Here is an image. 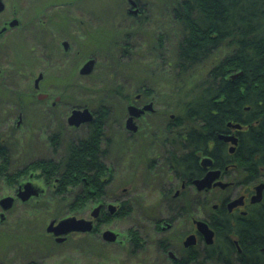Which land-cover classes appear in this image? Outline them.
Here are the masks:
<instances>
[{
	"label": "rangeland",
	"instance_id": "374dc122",
	"mask_svg": "<svg viewBox=\"0 0 264 264\" xmlns=\"http://www.w3.org/2000/svg\"><path fill=\"white\" fill-rule=\"evenodd\" d=\"M175 1L140 0L146 8L144 17L139 19L126 15V0H4L5 8L0 12V21L15 14L19 23L8 33L11 35L5 40L7 50L0 49V66L5 67L10 76L7 91L4 96L0 93V121L3 110L9 114L5 122V125L8 122V128L0 130L7 135L9 144L5 166L0 159V198L14 191L11 175L16 174L20 167L38 158H60L68 139L84 134L85 127L82 126L67 129L54 153L51 152L44 138L46 133L55 129L56 121L60 123L63 112H68L75 105L96 108L101 104L107 106L108 114L103 127V136L107 138V142L103 143L106 155L100 156V159L106 167L112 168L114 175L106 189L121 192L123 198L137 192L139 206L149 205L147 211L142 206L139 211L147 212V216H136L128 210L109 222L106 227L114 238L110 235L103 242L92 238L85 247L80 236H73L64 244H51L47 239H41L48 220L66 214H82L81 208L67 206L73 197L74 201L77 200L78 192L81 195L83 183L80 180L77 185L72 184L75 185L72 190L65 193H54L48 189L51 201L40 197L25 204L17 203L0 220V264H27L30 260L39 264H169L154 245L158 236L153 231L152 216L148 213L163 209L157 196H160L158 189L164 186L167 175L161 167L152 168L150 165L151 157H155L152 149L160 148V142L152 143L149 133L154 131L153 137L160 139L167 121L166 111L180 112L177 101H183V98L179 99L177 93L180 86L186 87L172 65L181 38V24L173 15ZM55 11L56 17L53 16ZM39 18L49 23L41 31L40 28L30 27V21ZM86 30L90 31L89 34L84 33ZM17 31L20 32L17 34ZM12 39H15L14 42ZM62 39L70 43L67 53L61 48ZM56 43L57 48L53 51ZM126 45L127 52L122 53L121 49ZM76 49L84 50L85 54L74 55ZM89 55L95 56L94 68L88 75H81L78 68L83 57ZM39 67L49 74L48 78H59L50 93L52 96L62 95L66 101L60 103L56 119L53 113L39 111L36 92L22 91L18 86L26 83L30 73L36 68L39 70ZM207 67L208 63L201 68L202 74ZM18 71L25 73L22 75ZM201 77L191 74L188 81H191L190 78L197 81ZM68 79L71 86L66 88L64 84ZM140 85L151 89L155 112L146 115L140 124V132L134 134L124 127V121L126 106ZM21 110L22 118L17 125V114ZM146 167L151 168L147 170ZM25 171L26 174L32 171L34 183L45 185L43 175L39 177L42 173L38 168L27 167L21 174ZM123 186L127 187L126 191L122 190ZM203 190H186L184 196L188 213L175 232L191 227L188 214L208 218L215 199L202 204L203 196L210 194L208 190ZM214 191L219 192L218 189ZM196 194L197 207L193 202ZM136 227L144 239L139 248L131 241L134 235L131 230L135 231ZM118 238L121 242L117 241ZM197 251V264H220L215 259L205 260L203 251Z\"/></svg>",
	"mask_w": 264,
	"mask_h": 264
},
{
	"label": "trees",
	"instance_id": "16d2710c",
	"mask_svg": "<svg viewBox=\"0 0 264 264\" xmlns=\"http://www.w3.org/2000/svg\"><path fill=\"white\" fill-rule=\"evenodd\" d=\"M174 3L173 15L181 24V38L172 65L186 86H180L177 95L187 103L179 105L181 127L171 132L172 146L195 147L192 123L197 107V150L209 155L214 167L223 169L228 152L216 134L228 121L239 123L243 127L232 155L236 167H243L245 184L264 182V0ZM207 63L202 74L201 68ZM195 73L202 75L201 79L188 81ZM100 119L98 116L91 123L88 143L74 145L72 155L64 160L70 173L63 179L70 184L82 180L87 167H106L95 147L102 134ZM2 157L5 166L8 158ZM40 162L44 160H32L23 167L36 168ZM202 174V168L197 167V176ZM219 197L212 191L201 203ZM218 210L222 219L208 220L216 240L207 246L204 259L220 264H264V193L260 203L245 215H231L225 207ZM238 246L241 252L236 257Z\"/></svg>",
	"mask_w": 264,
	"mask_h": 264
},
{
	"label": "flooded vegetation",
	"instance_id": "af4514ba",
	"mask_svg": "<svg viewBox=\"0 0 264 264\" xmlns=\"http://www.w3.org/2000/svg\"><path fill=\"white\" fill-rule=\"evenodd\" d=\"M135 5H132L130 0H126L127 6L125 7V13L129 17H137L142 18L144 17L143 14L145 13L146 6L143 5V3L140 2V0H134ZM2 2V9L0 12H2L5 8V2L4 0H1ZM54 6V5H52ZM136 9V12H130L131 10ZM15 10V9H14ZM15 12V11H13ZM53 16H57V11L53 13ZM16 20V22L13 25H10V22L12 20ZM46 19H36L33 21H30V27L34 28H41L46 27L49 23L46 22ZM19 23L18 18L15 14H12L10 17L5 18L0 21V49L3 51L7 50V45L5 44V40L8 39V37L11 35H8V33L11 32L12 27H17ZM20 31H17V34ZM90 31H84L85 34H87ZM81 33V32H80ZM84 33H82L83 36ZM16 34V35H17ZM89 34V33H88ZM8 36V37H7ZM13 42L15 39H12ZM67 42L66 44L64 43ZM17 43V42H16ZM59 44V43H58ZM105 44H108L107 41H105ZM61 48L63 49L64 53H67V51L70 48V43L67 39H62ZM103 46V45H102ZM48 48V47H46ZM57 48V43L53 46V51H55ZM122 53L127 52V45L121 49ZM85 54L84 50L76 49L74 50V55L77 54ZM49 56V55H48ZM84 60L80 67L78 68V73L81 75H88L94 68L95 65V56L89 55L86 58L83 57ZM89 59H93L92 69L88 73H82L80 72V69L82 65L88 61ZM41 61V58H40ZM138 62V61H134ZM51 67L54 65H50ZM136 66V65H135ZM35 69L36 71L33 73H30L28 76V80L26 83L19 84L20 90L22 91H30V92H36V98L38 99L40 103V109L39 111L41 113L46 112L47 114H52L54 119H56L57 115V109L60 107L61 102H65L64 98H62L60 95H54L50 93V90L58 84L56 82L59 81V78L56 76L48 78V73L46 71L44 72L41 67ZM7 69L3 66H0V93L1 96L5 94V92L8 89L9 86V73L6 71ZM25 71V70H24ZM20 74H24L25 72L18 71ZM35 75V76H34ZM68 76V74L66 75ZM68 78V77H66ZM14 86H17L16 84H13ZM66 88L70 87V81L69 79L64 84ZM149 95H151V89L147 87L146 85H140L136 89V93L134 94L133 98L129 100L127 106H126V117L124 121V127H126L125 122L126 118L128 117V106L130 104L134 105L137 109L142 108L139 115L133 117L134 126L135 129L130 131L132 133H139L140 132V124L143 123L144 118L148 114H153L155 112L154 107V101L152 99V95L149 98ZM180 106L181 104L187 103V101H177ZM149 103H151L149 105ZM189 103V102H188ZM147 105L146 108H144ZM197 105V101H196ZM180 112H170L169 110L166 111L167 115V121L165 123L163 134L159 137L160 139H157V137H153L154 131H150L149 137H152V143H157V140L160 142L159 147H155V149H152L155 153V157H151L150 159V165L152 168L161 167L163 171H166L167 175L164 178L165 184L163 187L158 189V193H160V196L157 198L159 203L163 206V209L161 211H150L148 213L151 214V224L154 233L158 236L155 240L154 245L156 246L157 251L159 252L160 256L164 261H167L169 264H197V256L198 251L201 249L203 251V255H205L207 251V246L214 244L216 240V235L214 232V229L210 226L209 218L211 219H222L219 210L218 212L216 209H219V207H225L229 214L236 215V214H246L249 209H252L253 206L260 203L263 197L264 193V186L262 187L261 191V199L259 201H252V196L255 194V186L263 182V180L254 181L252 184H245L244 182V172L243 167H236V162L234 161L233 153L236 149V145L238 144L239 139V131L242 129V125L240 128H233L226 123V128L221 129L220 132H217L216 136L218 139L222 140V142L225 144L228 157L226 159V165L223 169L217 168L213 166V161L211 159V163H208L206 166H203L201 164V159L205 156L210 157L209 155H202L199 150H197V107H196V116L193 119V134H194V141H196L194 148H177L172 146V137L171 132L179 130L181 127L180 123V114L182 113V110L179 109ZM74 108H87L91 114L92 119L87 121H81L78 124H71L68 120L69 115L71 114L72 110ZM107 106L98 104L96 108L89 107L87 105H75L72 106L68 112H63L61 116V121L55 122L58 123L55 126V129L53 131L46 133L44 142H47L50 146L51 152L54 153V150H56L57 145L60 143V140H63L61 135L64 133V131H67V129H74L78 128L80 126L85 127V131L83 135H79L77 137H70L68 141L64 144L63 151L60 155V158L53 159V158H38L37 160L42 161L38 164V168L40 170L41 176L43 179V183L46 185L42 186L37 185L32 181L33 174L32 171H29L26 174L22 173L25 168L27 167H20L18 169V172L14 175H11V180L14 183V191L11 194L5 195V196H12V202L10 207H8L6 210H2L0 207V220H2L4 217H6L5 213L9 211L14 205L17 203L25 204L31 200H34L36 198L42 197L45 200L51 201L52 196H48L47 193H50L47 191L48 189H51L54 193L61 192L65 193L69 190H72V188L77 185H72L68 183L63 177L69 176V168L67 167V164L64 163V160L66 158H69L70 155H72L73 146L79 145V144H86L88 143V138L90 135L91 130V123L98 118V116H101L100 122H99V129L102 132L101 135H99L98 144L95 146L98 151L99 156L106 155V147L103 146V143L107 142V138L103 136L104 134V125H105V119L107 117ZM6 110L2 111V120L0 121V130H4L8 128V122L5 125V122L7 119H9V114ZM23 111L21 110L17 114V121L16 124L19 125V120L21 121ZM105 116V117H104ZM95 125V124H94ZM127 129V128H126ZM128 130V129H127ZM233 135L236 137V143L233 144L230 141H225L222 138H219V135ZM151 135V136H150ZM230 146H234L232 150L229 149ZM9 151V144L7 141V135L4 132L0 131V159L1 161L4 160L2 157H8ZM231 155V156H230ZM211 158V157H210ZM68 160V159H67ZM66 164V166H65ZM47 166V167H45ZM197 167H201L203 170V174L200 176H197ZM151 167H146L147 170H149ZM187 169V170H186ZM210 169H219L220 173L219 176L215 180H220L221 182L228 183L225 187H220L218 185H211L207 192L212 193L215 189H218L219 198L214 200L212 202V210L211 213L208 215V218H201L207 221L208 225L213 230V243L212 244H206L203 236L197 231V225L196 220L197 216L194 214H188V217L190 219L191 227L187 230H181L180 232H175L174 230L176 227L180 224V222L183 220L185 215H187L188 212H186V200H185V192L187 189H191L197 192V187L194 184V180H197V178L202 177L207 170ZM85 175L83 176L82 182V188H81V195L79 196V192L76 195L77 199L74 201V197L68 204V208H81L82 214L81 215H63L59 217H51L46 226H45V232L44 235L41 237L43 238V241H46V239L51 244H64L67 243L73 236H80L82 237V241L85 246H88L91 239H99L100 242H103L104 240V233L105 230L108 229L106 225L109 222H112L116 218H119L122 214L126 213V211L134 212L135 215L143 217L144 215L147 216V212H141V206H139L140 202H138L139 196L138 193H131L129 197L125 196L123 198L121 196V192H118L117 190L107 191V185L110 184L113 179L114 175H112L111 167H97L96 169L94 167H87L85 170ZM133 181V180H132ZM131 181V183H133ZM264 183V182H263ZM28 184L27 188L30 189V191H33L32 194L27 196L24 199H21L20 196H18V192L25 188V185ZM144 184V183H143ZM142 184V185H143ZM238 187V188H236ZM143 189V188H142ZM235 189H237L235 191ZM121 190V188H120ZM123 191L127 190L126 186L122 187ZM203 190V189H202ZM205 190H203L205 192ZM201 191V190H200ZM203 192V193H204ZM205 196V195H204ZM145 197V196H143ZM142 197V198H143ZM2 198V197H1ZM0 198V199H1ZM235 199H239L238 204L233 205L230 203L234 201ZM193 202L195 204V207H197V194L193 197ZM127 202H130L127 204ZM132 204H135L134 206ZM149 205L148 203L143 204L142 207H144V210L147 211V208ZM84 210V212H83ZM132 210V211H131ZM3 212V216L1 217V214ZM69 216H75L76 218H83L87 221L91 222V228L89 230H71L68 232L63 233H57L55 234L53 230H48V225L51 221H53V225L57 224L59 220L65 217ZM139 226V225H136ZM135 231L131 232L134 234L131 241L134 246H138L143 244V238L140 236V233H138V227ZM58 231H61L57 229ZM115 233V232H114ZM119 234V233H118ZM117 234V237H118ZM114 238V235H112ZM138 236V237H137ZM143 236V235H142ZM188 236L192 237L193 242L185 243L186 238ZM234 242L237 240L233 238ZM118 242H121V239L118 238ZM146 243V242H145ZM237 255L241 252V248L238 246L237 249ZM148 260H151L146 256ZM252 259V257H251ZM151 262V261H150ZM247 262V261H246ZM239 263V261H238ZM27 264H39L36 262V260H30Z\"/></svg>",
	"mask_w": 264,
	"mask_h": 264
},
{
	"label": "water",
	"instance_id": "95a60500",
	"mask_svg": "<svg viewBox=\"0 0 264 264\" xmlns=\"http://www.w3.org/2000/svg\"><path fill=\"white\" fill-rule=\"evenodd\" d=\"M130 2L132 5H135L134 0H130ZM2 6L3 5H2V2L0 0V10L2 9ZM130 12L135 13L136 9L131 10ZM15 22H16L15 19L12 20L10 22V25H13ZM64 43L66 44L67 42L64 41ZM92 64H93V59H89L88 61H86L82 65L80 72H82V73L90 72L92 69ZM231 76H234V75H231ZM150 104L151 103H149V105ZM146 107H147V105L144 108H146ZM141 110H142V108L137 109L132 104H130L128 106V117H127L126 122H125V125L128 129H130V130L135 129L133 117L139 115ZM91 119H92V114L87 108H83V109L74 108L68 117L69 122L71 124H75V125L81 121H87V120H91ZM228 124L230 126H232L233 128H240L241 127V124H239V123H232L229 121ZM219 138H222L225 141H230L233 144L236 143V137L233 135L221 134V135H219ZM233 148H234V146L229 147L230 150H232ZM208 163H211L210 157L205 156L201 159V164L203 166H206ZM219 173H220L219 169H210V170H207L206 173L202 177L197 178V180H194L193 182H194L195 186L197 187V190L209 189L211 187V185H218L220 187L227 186L228 183L221 182L220 180H215L219 176ZM27 186H28V184H26L25 188L20 190L17 194L18 196L21 197V199H24L33 193V191H30V189L27 188ZM263 186H264L263 182H261L260 184L255 186L256 191H255V194L252 196V199H251L253 202L259 201L261 199V196H262L261 191H262ZM12 199H13L12 196L2 197L0 199L1 209L6 210L8 207H10ZM238 202H239V199H235L234 201H232L230 203L229 208H231V204L233 206V205L238 204ZM2 216H3V212L1 214V217ZM196 225H197V231L203 236L205 243L206 244H212L213 243V230L208 225L207 221L204 219H201V218H197ZM90 228H91V222L90 221H87L83 218H76L75 216H69V217L62 218L55 225H53V221H51L48 225V230H53L55 234L68 232L71 230L84 231V230H89ZM57 229H59L61 231H58ZM110 235L112 236L113 234H111L108 230L105 231V233H104L105 238L110 237ZM190 242H193V240H192L191 236H188L186 238L185 243H190Z\"/></svg>",
	"mask_w": 264,
	"mask_h": 264
}]
</instances>
